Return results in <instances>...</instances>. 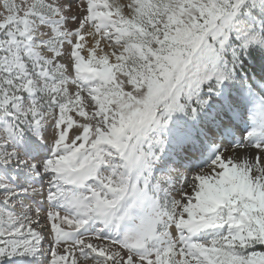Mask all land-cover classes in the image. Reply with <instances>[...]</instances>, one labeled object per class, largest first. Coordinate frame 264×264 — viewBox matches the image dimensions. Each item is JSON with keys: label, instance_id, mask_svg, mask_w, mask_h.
<instances>
[{"label": "snow or ice", "instance_id": "snow-or-ice-1", "mask_svg": "<svg viewBox=\"0 0 264 264\" xmlns=\"http://www.w3.org/2000/svg\"><path fill=\"white\" fill-rule=\"evenodd\" d=\"M0 264H264V0H0Z\"/></svg>", "mask_w": 264, "mask_h": 264}]
</instances>
